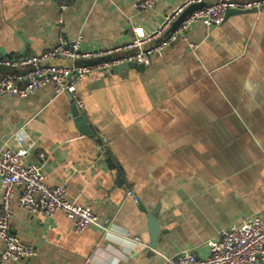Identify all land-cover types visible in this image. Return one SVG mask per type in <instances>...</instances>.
I'll list each match as a JSON object with an SVG mask.
<instances>
[{"label": "crops", "instance_id": "obj_1", "mask_svg": "<svg viewBox=\"0 0 264 264\" xmlns=\"http://www.w3.org/2000/svg\"><path fill=\"white\" fill-rule=\"evenodd\" d=\"M137 1L71 0L59 24L55 0H0V58L47 50L60 37L81 36L85 51L123 46L152 34L188 0H157L147 11ZM109 72L78 86L84 109L52 84L0 99V149L16 131L34 139L25 162L41 164L49 185L65 184L70 200L99 216L78 233L63 212L30 213L17 193L13 231L38 255L12 264H162L186 250L207 257L223 228L264 218V8L195 24L188 41L156 54L143 71ZM81 114L94 135L80 131Z\"/></svg>", "mask_w": 264, "mask_h": 264}, {"label": "built area", "instance_id": "obj_2", "mask_svg": "<svg viewBox=\"0 0 264 264\" xmlns=\"http://www.w3.org/2000/svg\"><path fill=\"white\" fill-rule=\"evenodd\" d=\"M60 9L59 24L64 23V12L71 0H55ZM188 0L175 8L165 22L149 35H136L127 44L115 48L85 51L81 36L69 40L60 37L47 50L33 52L29 56L12 60L0 58V66L15 69L0 72V99L6 95L28 97L48 84L54 86L56 94L69 93L78 108L85 104L77 88L90 75L106 73L125 63L149 65L156 54L169 49L179 41H188V33L195 24L213 26L226 20L227 11L254 10L264 8V0ZM206 5L186 16L172 31L173 23L192 4ZM157 0H140L134 6L141 11L152 9ZM154 39L160 41L148 47ZM195 49L196 43H189ZM114 53H124L111 57ZM69 60V65H57L58 60ZM106 143V139H104ZM36 142L21 131L12 133L0 149V178L2 197L0 200V264H12L38 255L35 246L26 244L12 228L14 216L13 199L18 193L20 205L30 213H43L48 217L63 212L72 221L75 232L81 233L94 224L99 216L90 205L76 203L67 196L65 184L49 185L41 171V164L26 163L25 157L34 149ZM40 157L45 158L44 152ZM19 190V191H18ZM138 202V199L136 198ZM108 229V226H104ZM207 257L197 256L186 250L176 256L166 257L162 264H264V218L250 217L240 224L223 228L219 236L208 241Z\"/></svg>", "mask_w": 264, "mask_h": 264}, {"label": "water", "instance_id": "obj_3", "mask_svg": "<svg viewBox=\"0 0 264 264\" xmlns=\"http://www.w3.org/2000/svg\"><path fill=\"white\" fill-rule=\"evenodd\" d=\"M204 5H206V2L196 3V4L190 5L181 14V16L173 23L170 32H172L186 16H188L190 13H192L193 11L197 10L198 8H200ZM256 11H259V10L254 9V10L243 11V10L230 9L227 11L226 17H228L231 14H248V13L256 12ZM130 68H136L137 70L143 71L146 68V65L137 64V63H125V64L120 65L119 67L112 69L110 72L118 73L120 71L129 70ZM71 97H72V95H71ZM78 113H79V110H78ZM79 120H80V124H81L80 131H82L85 134L94 135L91 126L87 122V118L81 114V115H79ZM142 209L147 211V209L143 205H142ZM148 219L150 222L149 230H150V234H151V247L157 248L159 236H160V224H159V220H158V217L156 215V212L152 211V212L148 213Z\"/></svg>", "mask_w": 264, "mask_h": 264}]
</instances>
